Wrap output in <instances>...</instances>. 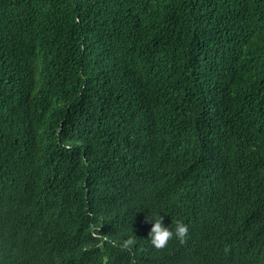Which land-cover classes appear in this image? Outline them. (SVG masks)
<instances>
[{"label":"trees","instance_id":"1","mask_svg":"<svg viewBox=\"0 0 264 264\" xmlns=\"http://www.w3.org/2000/svg\"><path fill=\"white\" fill-rule=\"evenodd\" d=\"M261 258L264 0H0V264Z\"/></svg>","mask_w":264,"mask_h":264},{"label":"clouds","instance_id":"2","mask_svg":"<svg viewBox=\"0 0 264 264\" xmlns=\"http://www.w3.org/2000/svg\"><path fill=\"white\" fill-rule=\"evenodd\" d=\"M148 220L151 222L152 226L147 237L154 247L164 248L172 239H179L182 243L187 241L190 226L185 221L177 220L174 226L173 221L171 224H166L162 211L148 217ZM134 243L135 240L129 237L123 241V246L129 247Z\"/></svg>","mask_w":264,"mask_h":264},{"label":"bare ground","instance_id":"3","mask_svg":"<svg viewBox=\"0 0 264 264\" xmlns=\"http://www.w3.org/2000/svg\"><path fill=\"white\" fill-rule=\"evenodd\" d=\"M260 258V257H259ZM261 259H264V258H261Z\"/></svg>","mask_w":264,"mask_h":264}]
</instances>
